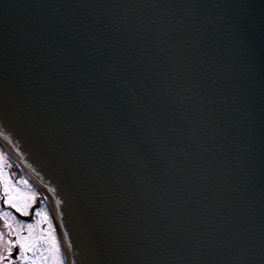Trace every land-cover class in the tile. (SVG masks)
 Segmentation results:
<instances>
[{"label":"water","instance_id":"1","mask_svg":"<svg viewBox=\"0 0 264 264\" xmlns=\"http://www.w3.org/2000/svg\"><path fill=\"white\" fill-rule=\"evenodd\" d=\"M0 144L67 264H264V0H0Z\"/></svg>","mask_w":264,"mask_h":264},{"label":"flooded vegetation","instance_id":"2","mask_svg":"<svg viewBox=\"0 0 264 264\" xmlns=\"http://www.w3.org/2000/svg\"><path fill=\"white\" fill-rule=\"evenodd\" d=\"M46 206L43 195L0 145V264H49L61 257Z\"/></svg>","mask_w":264,"mask_h":264},{"label":"bare ground","instance_id":"3","mask_svg":"<svg viewBox=\"0 0 264 264\" xmlns=\"http://www.w3.org/2000/svg\"><path fill=\"white\" fill-rule=\"evenodd\" d=\"M5 148H6V147H5ZM6 150H7V152L12 156V158L15 159V157H13V155L8 151V149H6ZM15 160H16V159H15ZM16 164L21 168V170H22L23 172H26V170H24V168H22V166L19 164L18 160H16ZM26 175H27V177H29L30 179H32V177H31L28 173H27ZM32 180H33V182H34V185H36V187H38L39 190L41 191V193H42L44 199L48 202V201H49V199H48L49 197H47L48 194H47L46 190H45L42 186H40V185L35 181V179H32ZM64 252L66 253V258H67L68 250L65 248ZM67 263H68V262H67Z\"/></svg>","mask_w":264,"mask_h":264},{"label":"rangeland","instance_id":"4","mask_svg":"<svg viewBox=\"0 0 264 264\" xmlns=\"http://www.w3.org/2000/svg\"><path fill=\"white\" fill-rule=\"evenodd\" d=\"M46 201V200H45ZM46 204H47V206L46 207H48L49 205H48V202L46 201ZM45 212H46V210H44ZM49 211H50V208H49ZM51 212V211H50ZM50 214H52V213H50ZM54 221V220H53ZM50 224H52V222L50 221ZM53 225V224H52ZM54 227H56V224H55V222H54ZM57 229V228H56ZM57 234H58V231H57ZM59 235V234H58ZM59 240H60V238H59ZM61 248V247H60ZM61 250H62V253H63V249L61 248ZM56 259H54L53 261H51L49 264H67L66 263V261H65V259H64V254H61V257L59 258L58 256H56L55 257Z\"/></svg>","mask_w":264,"mask_h":264}]
</instances>
